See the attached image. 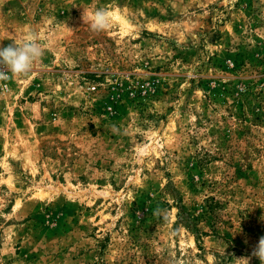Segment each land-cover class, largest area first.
I'll return each mask as SVG.
<instances>
[{
  "label": "rangeland",
  "instance_id": "rangeland-1",
  "mask_svg": "<svg viewBox=\"0 0 264 264\" xmlns=\"http://www.w3.org/2000/svg\"><path fill=\"white\" fill-rule=\"evenodd\" d=\"M30 33L44 55L0 81V264H260L264 0H0V47Z\"/></svg>",
  "mask_w": 264,
  "mask_h": 264
},
{
  "label": "clouds",
  "instance_id": "clouds-1",
  "mask_svg": "<svg viewBox=\"0 0 264 264\" xmlns=\"http://www.w3.org/2000/svg\"><path fill=\"white\" fill-rule=\"evenodd\" d=\"M82 20L93 32L107 31L115 19L112 11L106 8L89 10L83 8ZM45 48L41 45L35 34H27L21 42L13 40L7 47H0V81H7L17 76H27L31 73L33 65L44 55ZM167 210L157 208L153 215L162 217L165 222L169 215ZM264 220V217H261ZM252 257L264 264V236L259 238L258 244L253 248ZM249 264V258L238 259Z\"/></svg>",
  "mask_w": 264,
  "mask_h": 264
},
{
  "label": "trees",
  "instance_id": "trees-1",
  "mask_svg": "<svg viewBox=\"0 0 264 264\" xmlns=\"http://www.w3.org/2000/svg\"><path fill=\"white\" fill-rule=\"evenodd\" d=\"M202 203L203 204L201 205V212H203L204 215H214L215 211L218 209L220 204L218 201L215 200L213 196L209 195L204 196ZM214 218H216V216H214Z\"/></svg>",
  "mask_w": 264,
  "mask_h": 264
}]
</instances>
